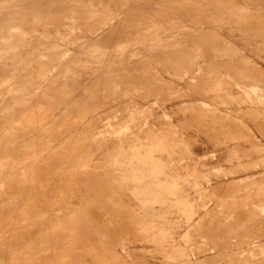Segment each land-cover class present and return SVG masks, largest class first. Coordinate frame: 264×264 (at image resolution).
Segmentation results:
<instances>
[{"label":"bare ground","instance_id":"bare-ground-1","mask_svg":"<svg viewBox=\"0 0 264 264\" xmlns=\"http://www.w3.org/2000/svg\"><path fill=\"white\" fill-rule=\"evenodd\" d=\"M264 261V0H0V264Z\"/></svg>","mask_w":264,"mask_h":264},{"label":"rangeland","instance_id":"rangeland-1","mask_svg":"<svg viewBox=\"0 0 264 264\" xmlns=\"http://www.w3.org/2000/svg\"><path fill=\"white\" fill-rule=\"evenodd\" d=\"M231 264H264V261H245L244 263H240V262H232Z\"/></svg>","mask_w":264,"mask_h":264}]
</instances>
